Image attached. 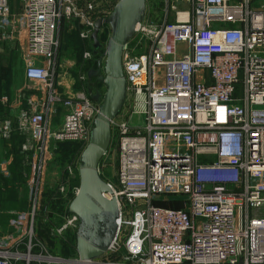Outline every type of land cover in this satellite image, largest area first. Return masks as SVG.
I'll return each instance as SVG.
<instances>
[{
  "label": "built area",
  "instance_id": "2783aa9c",
  "mask_svg": "<svg viewBox=\"0 0 264 264\" xmlns=\"http://www.w3.org/2000/svg\"><path fill=\"white\" fill-rule=\"evenodd\" d=\"M116 1L21 0L14 11L0 0V40L24 39V76L39 89L19 122L35 137L31 205L0 235V264H264V0H146L133 36L146 50L123 47L126 96L102 156L114 143L112 178L102 160L97 168L118 202L113 240L101 256L80 260L36 239L45 150L53 141L87 143L99 112L84 90L64 95L56 85L60 26L75 21L93 47L95 20ZM82 56L91 60L93 51ZM59 105L65 112L52 128ZM9 129L6 121L0 134ZM66 172L51 185L65 207L53 213L62 221L52 231L64 242L78 224L68 212L76 175L71 165Z\"/></svg>",
  "mask_w": 264,
  "mask_h": 264
},
{
  "label": "water",
  "instance_id": "95a60500",
  "mask_svg": "<svg viewBox=\"0 0 264 264\" xmlns=\"http://www.w3.org/2000/svg\"><path fill=\"white\" fill-rule=\"evenodd\" d=\"M146 0H117L106 18H97L91 34L93 51L102 47L98 35L104 25L110 34L104 47V60L88 70L105 85L99 112L93 121L89 141L80 155L78 189L68 205V212L78 218L75 250L80 260L99 257L111 244L117 228L118 202L108 197L109 184L99 175L98 163L111 138L110 120L123 106L126 82L122 66L124 45L133 37L136 24L144 19ZM97 100L100 98L96 95ZM94 98V99H95Z\"/></svg>",
  "mask_w": 264,
  "mask_h": 264
},
{
  "label": "crops",
  "instance_id": "0c3cea01",
  "mask_svg": "<svg viewBox=\"0 0 264 264\" xmlns=\"http://www.w3.org/2000/svg\"><path fill=\"white\" fill-rule=\"evenodd\" d=\"M10 5L14 11L18 10L21 0H10ZM10 39L11 37L7 41L10 42ZM15 39L18 43L17 52L6 51L8 53H4L5 50H3L0 53V129L6 121L9 123L10 128L7 136L0 134V235L7 233L15 225L18 213L26 211L29 192L28 195L25 194L19 196V198L18 196L15 198L11 194L16 191V188L17 191L22 187L30 189V178L33 176L36 155L33 133L30 129L21 128L19 122L21 114L29 111L28 100L31 97H36L38 93L27 88L30 82L25 78L24 72L18 74V82L10 84L7 81L10 74L9 70H15L11 66L16 60L20 59L25 64L24 39L20 36H16ZM82 60L86 64L89 61L82 59V56H80L79 61ZM84 73L87 76V71L77 65L76 59L63 58L57 68L56 85L59 91L64 95H72L83 90L82 86L85 81H83L81 75ZM13 75L15 76L14 71ZM86 79L90 82V85L93 84L88 76ZM89 91V89L85 90L87 93ZM61 110H63L62 106H58L57 111L61 112ZM61 120L62 116L55 118L54 115L52 128L58 127ZM54 145L55 142L53 141L45 150L46 160L41 175L43 191L45 188H50L62 175V168L54 160V158L59 160L58 153L52 147Z\"/></svg>",
  "mask_w": 264,
  "mask_h": 264
},
{
  "label": "rangeland",
  "instance_id": "374dc122",
  "mask_svg": "<svg viewBox=\"0 0 264 264\" xmlns=\"http://www.w3.org/2000/svg\"><path fill=\"white\" fill-rule=\"evenodd\" d=\"M150 1V0H149ZM114 6V5H113ZM113 8V7H112ZM155 17V14L153 15V18ZM70 26H73V28H70ZM77 23L74 21H71V20H66V21H64L63 22V24L60 26V30H59V32H60V44H59V49H58V53H57V61H58V65H60L61 64V60H63V58H70V59H76V63H77V65L79 66V67H83V70H85L84 69V64L81 62V61H79V58H78V56L79 55H76V50H74V47H76L75 46V44H74V38L76 37L77 39L75 40V41H77V42H79V45H81L80 47H82L83 48V50L85 49H90L91 50V47H92V44H91V41H89V40H87V39H83L82 37H80V35H79V33L77 32L78 30H77ZM104 27H106L105 28V30H106V37H104V38H102V39H100L99 38V35H100V33L104 30V29H101L100 30V32H99V35H98V38H99V41L101 42V44H102V47L100 48V49H102V50H104V47H105V44H106V41H107V38H108V36H109V34H110V28H109V26L108 25H104L102 28H104ZM69 30V31H68ZM105 30H104V32H105ZM108 31V32H107ZM73 32V34H69V33H72ZM77 32V33H76ZM75 36V37H74ZM134 36V35H133ZM11 41L10 42H8L7 41V39H4V40H0V53H2V51L3 50H5V52L4 53H8V52H6V51H16L17 52V41H16V39H15V37H13V38H11L10 39ZM136 38H131L129 41H131V48L132 47H134V43L136 42ZM146 42L147 41H145V42H143V41H141L139 44H137L136 45V47H134V52L136 53V54H141V53H144V51L146 50ZM145 44V45H144ZM79 48V47H78ZM81 48V49H82ZM132 51V52H133ZM102 51L101 50H97V53L95 54V55H98V57L97 58H99V57H101L102 56V54L103 53H101ZM104 52V51H103ZM15 53V52H14ZM104 57V56H103ZM105 58V57H104ZM104 58H103V60H104ZM11 64V63H10ZM12 65V64H11ZM74 66H75V64H74ZM12 67V69H15V70H9V72H10V74H9V76L7 77V81L11 84V83H16V82H18L17 81V78H18V74H21V73H23L24 72V68H25V64L24 63H22L21 62V60L20 59H18V61L16 60V62L11 66ZM76 67V66H75ZM13 71H14V73H15V76L13 75ZM85 74V73H84ZM88 76V75H87ZM87 77H86V74H85V78L83 79V81H85L84 83H83V90L85 91L86 89H89L90 91L87 93L86 92V94L89 96V97H92V99H94L95 98V96L96 95H99V96H102L103 95V93H104V91H105V85L103 84V83H94L93 82V80L91 81V83H93V84H91L90 85V82H88V80L86 79ZM102 82V81H101ZM28 89H30L31 91H34V92H39V89H37V87H36V84H34L33 82H30V85H28V87H27ZM101 98L102 97H100L98 100H97V98H95L94 100H97L98 101V103H99V105H100V102H101ZM127 103V104H126ZM59 106H61V105H59ZM57 108H58V106H57ZM57 108H56V111H55V113H54V115H55V118L57 117V116H63V114H64V112H65V109L63 108V110H61V112L59 111H57ZM126 108H128V101H126L125 102V109ZM60 114V115H59ZM53 115V116H54ZM133 121H138L137 120V117L136 116H133ZM54 122V121H53ZM56 128V127H55ZM55 142V141H54ZM71 142H76V143H78V144H80V149L79 150H77L76 152H75V155H74V158H72L71 159V161H69L70 163L68 164V165H71L72 166V168H73V170H74V172H75V174H77L76 176H78V168H79V163H80V155H81V152L83 151V149H84V147L86 146V144L87 143H81V142H77V141H68V142H55V145L54 146H52L53 147V149H54V151L56 152V153H58L56 150L58 149V148H61L59 145L60 144H62L61 146H63V143H64V145H68V143H69V145H70V147H71V145L72 144H70ZM52 143V142H51ZM50 143V144H51ZM65 143H67V144H65ZM68 145V146H69ZM114 143H111V147H110V151L109 152H107V154L103 157V159L101 158L100 160H102V163L103 164H105V168H104V170L102 171L105 175H108L109 177H111L112 178V176L110 175L112 172H114V167H115V162H116V158H115V155H114V152H113V149H114ZM64 147V146H63ZM81 151V152H80ZM54 158V157H53ZM58 159L59 160H57L56 158H54V160H56L57 162H58V164L60 165V167L63 169V167L65 166V164L67 163V160H61L60 159V157H59V153H58ZM53 160V159H52ZM77 172V173H76ZM58 181H61V178H59L58 179ZM52 186H53V184H52ZM53 187H51V188H49V189H52ZM29 192V190L28 189H26L25 187H22L20 190H18L17 191V188H16V191H13V193L11 194L13 197H17L18 196V198H19V196H23V195H28L27 193ZM17 198V199H18ZM68 198L70 199L71 198V195H70V197H69V195H68ZM28 205H31V204H29L28 203ZM41 209H40V211H42L43 210V207L41 206L40 207ZM64 208L65 207H63L61 210H63L64 211ZM44 211V210H43ZM51 211V209H50V207H47L46 208V210L44 211V212H42L41 214H39V215H37V217H36V220L34 221L35 222V224H36V226H37V229H38V231L39 232H41L42 233V235H38L39 237V239L40 238H42L41 240H43L47 245L48 244H50L51 243V246H53V242H55V240H53L54 238L53 237H55L52 233H50L49 231H50V228L51 227H55L58 223H60L62 220H57V221H55L54 222V220L53 221H51L52 222V224L50 223V219H49V215H50V212ZM62 212V211H61ZM47 217H46V216ZM44 218V219H43ZM40 219V220H39ZM38 224V225H37ZM47 227H50L49 229L47 228ZM35 230H36V227H35ZM36 233V232H35ZM71 237V238H70ZM70 237H68V239H70V242L68 241V242H65V243H67V245L68 246H70V249H68V250H71V254H70V256L68 257V258H71V257H73L74 256V251L72 250L73 248V245H74V248H75V239L74 240H72L73 238H72V235H70ZM72 240V241H71ZM44 243V244H45ZM45 244V245H46ZM53 251H54V253L55 254H59V251H60V249H59V246H57V249H53ZM75 252H76V250H75ZM123 255H120V254H114V255H109L108 253L106 254V255H104V256H102L103 258H109V259H111V260H114V261H116V262H123L124 261V259H123V257H122ZM66 264V263H65Z\"/></svg>",
  "mask_w": 264,
  "mask_h": 264
},
{
  "label": "trees",
  "instance_id": "16d2710c",
  "mask_svg": "<svg viewBox=\"0 0 264 264\" xmlns=\"http://www.w3.org/2000/svg\"><path fill=\"white\" fill-rule=\"evenodd\" d=\"M63 22H62V24H63ZM105 28L106 27H104L103 29L105 30ZM104 30L99 35L100 39L106 37V30H105V32H104ZM69 34H73V32L69 33ZM76 37L74 38V44L76 46V47H74V50H76L75 53H76V55H79V58H80V56L83 55V52L85 51V49L83 50V48L80 47L81 45H79V42L75 41L77 39ZM91 50L92 51L94 50L93 47H91ZM99 50L102 51L101 53H103V51H104V50H102L100 48H99ZM96 53H97V50L95 52L93 51V58L91 60L87 61V64L85 63L84 60L81 61L82 63H84V69L87 72H88L89 69L97 67V59H98L97 57H98V55H95ZM82 59H83V56H82ZM90 80L91 81L93 80V82L95 84L96 83L97 84L98 83H102L101 80H99L97 76L90 77ZM100 97H102V96H100ZM65 144H67V143H65ZM70 144H72L71 147H70L69 143H68L69 146L68 145H64V143H63L64 147L61 146L62 144H60L59 146L61 148H58L56 150L59 153V157H60L61 160L63 158H64L63 160H67V163L65 164V166L62 169L61 180H64L65 177L67 176L66 166L70 163L69 161H71V159L74 158L75 152L80 149V144H78L76 142H71ZM75 175H77V174H75ZM78 183H79L78 176H75L73 179H71V184L72 185H78ZM61 203H62V199L60 198V194H59V192L57 191L56 188H53V189L45 188L44 189V191L42 193V198H41V206L43 207V210L45 208H47V207H50L51 211L49 212L50 213L49 219H50V223L51 224H52L51 221H53L55 219L53 213H55L56 211H62L61 210L62 209V204ZM155 203L158 204V205H164V206L168 205V206H172V207H176V208L180 207V204L177 201H173V202L167 201L166 202V201H161L160 200V201H156ZM35 220H36V217H35ZM35 227H36V230H35ZM47 228L49 229L50 227H47ZM49 232L52 233L55 236V237H53L54 238L53 240H55V242H53V246H51V243L47 245L43 240H41L42 238H40V239L38 238L39 237L38 235H42V233L38 231L37 226H36V224L34 222V233H35L36 239H38V240L42 241L43 243H45L47 248H48V250H49V252L51 254L56 255V256H61V257H64V258H68L70 256V254H71V250H68V249H70V246H68L67 243H65L59 236H57V235H55L53 233L52 227L50 228ZM68 241L70 242V240H68ZM57 246H59V249H60L59 254H55L54 251H53V249L54 250L57 249ZM72 248H73L72 250L74 251V254H75L74 245H73ZM33 251H37V249L34 248Z\"/></svg>",
  "mask_w": 264,
  "mask_h": 264
}]
</instances>
